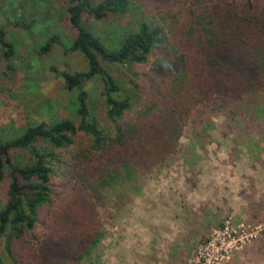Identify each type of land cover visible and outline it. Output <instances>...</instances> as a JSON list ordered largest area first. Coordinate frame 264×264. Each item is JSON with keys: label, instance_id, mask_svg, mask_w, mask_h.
I'll use <instances>...</instances> for the list:
<instances>
[{"label": "trees", "instance_id": "obj_1", "mask_svg": "<svg viewBox=\"0 0 264 264\" xmlns=\"http://www.w3.org/2000/svg\"><path fill=\"white\" fill-rule=\"evenodd\" d=\"M154 9L163 21L141 20L109 44L83 23V13L101 20L125 13L128 0H65L75 35L66 44L51 33L35 49L37 56L55 45L79 52L86 68L51 66L75 91L71 117L0 138V239L8 264H81L105 232L99 208L106 187L164 165L190 119L216 111L251 123L264 113V0H159ZM0 47L10 59L13 44L2 26ZM112 65H125L127 91ZM94 77L109 126L90 105L85 83ZM21 150L30 152L28 161L16 160Z\"/></svg>", "mask_w": 264, "mask_h": 264}, {"label": "rangeland", "instance_id": "obj_2", "mask_svg": "<svg viewBox=\"0 0 264 264\" xmlns=\"http://www.w3.org/2000/svg\"><path fill=\"white\" fill-rule=\"evenodd\" d=\"M157 1L128 0L125 13L101 20L83 13V23L114 44L141 20L163 21L155 14ZM0 26L13 44L10 59L0 47V138L71 117L75 91L51 66L84 70L83 56L59 45L43 56L34 53L51 33L66 44L75 35L65 0H0ZM109 70L127 91L125 65ZM85 88L99 124L109 126L100 79L87 80ZM210 117L186 123L177 152L164 165L106 187L99 208L105 232L81 264H264V113L251 123L216 111ZM15 155L20 162L30 158L25 150ZM0 263L8 264L2 239Z\"/></svg>", "mask_w": 264, "mask_h": 264}]
</instances>
